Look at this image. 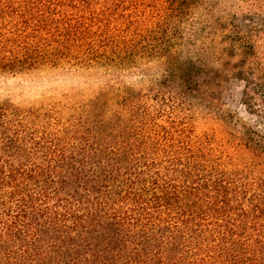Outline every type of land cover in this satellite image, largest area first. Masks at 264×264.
Returning <instances> with one entry per match:
<instances>
[{"label": "trees", "instance_id": "trees-1", "mask_svg": "<svg viewBox=\"0 0 264 264\" xmlns=\"http://www.w3.org/2000/svg\"><path fill=\"white\" fill-rule=\"evenodd\" d=\"M124 99V129L0 102V264H264V135L240 167Z\"/></svg>", "mask_w": 264, "mask_h": 264}, {"label": "rangeland", "instance_id": "rangeland-1", "mask_svg": "<svg viewBox=\"0 0 264 264\" xmlns=\"http://www.w3.org/2000/svg\"><path fill=\"white\" fill-rule=\"evenodd\" d=\"M126 95L155 123L209 137L227 161L253 160L264 0H0V102L82 129L118 112L124 129Z\"/></svg>", "mask_w": 264, "mask_h": 264}]
</instances>
